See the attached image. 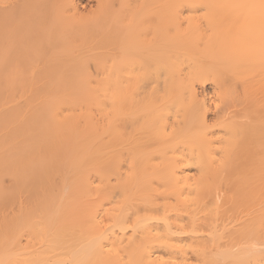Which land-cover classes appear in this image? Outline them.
<instances>
[{
  "label": "bare ground",
  "instance_id": "6f19581e",
  "mask_svg": "<svg viewBox=\"0 0 264 264\" xmlns=\"http://www.w3.org/2000/svg\"><path fill=\"white\" fill-rule=\"evenodd\" d=\"M9 1L0 224L15 255L264 264V0Z\"/></svg>",
  "mask_w": 264,
  "mask_h": 264
},
{
  "label": "rangeland",
  "instance_id": "374dc122",
  "mask_svg": "<svg viewBox=\"0 0 264 264\" xmlns=\"http://www.w3.org/2000/svg\"><path fill=\"white\" fill-rule=\"evenodd\" d=\"M5 1V3L8 1V0H4ZM4 1L2 0V2H1V0H0V2L1 3H4ZM11 2V0L9 1V3ZM0 194L1 195H5V191L2 189V187H1V184H0ZM3 228V229H2ZM5 229H6V225H1L0 224V248L1 247H5L6 249H8L9 247H11L12 248V250H9V251H7L6 249V252H8V253H10L11 255H7V256H9V264H18V263H20V262H22V264L23 263H25L26 262V264H29V263H27V261H29L27 258L26 259H23L22 258V260L21 259H19L20 257L17 255L18 254V248H16V246L14 247L13 246V243H15L16 242V245H17V240H15V238H12V235H10L11 234V232H8L7 234L5 233ZM2 231H4V232H2ZM10 248V249H11ZM14 248V249H13ZM16 250H17V256L15 255V252H16ZM5 254H7V253H5ZM7 259V260H8ZM7 260L6 261H4V262H2V263H6L7 262ZM25 260H27V261H25ZM13 261V262H12ZM18 261H20V262H18ZM25 261V262H24ZM8 262H7V264H8ZM16 262H18V263H16ZM1 263V264H2Z\"/></svg>",
  "mask_w": 264,
  "mask_h": 264
}]
</instances>
